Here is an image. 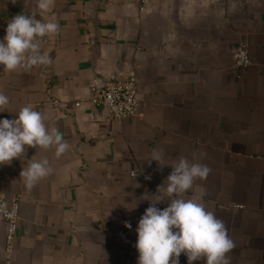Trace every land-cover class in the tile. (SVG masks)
<instances>
[{
	"label": "crops",
	"instance_id": "obj_1",
	"mask_svg": "<svg viewBox=\"0 0 264 264\" xmlns=\"http://www.w3.org/2000/svg\"><path fill=\"white\" fill-rule=\"evenodd\" d=\"M18 13L54 17L59 29L40 38L48 63L0 65V117L31 105L70 148L57 157L25 146L0 165V200L19 197L10 254L0 217V264H137L145 197H162L160 209L169 199L156 189L172 169L149 162L154 149L166 164L185 157L210 169L182 196L224 222L229 264H264V0H53L44 17L36 0H0V38ZM242 47L245 67L234 55ZM130 75L135 114L110 117L89 100ZM41 158L52 171L29 189L19 173Z\"/></svg>",
	"mask_w": 264,
	"mask_h": 264
},
{
	"label": "clouds",
	"instance_id": "obj_2",
	"mask_svg": "<svg viewBox=\"0 0 264 264\" xmlns=\"http://www.w3.org/2000/svg\"><path fill=\"white\" fill-rule=\"evenodd\" d=\"M12 2L15 3V0ZM52 4L53 0H36L39 15L44 17ZM58 29L54 17L37 19L35 13L12 16L5 28V35L0 38V65L6 71H14L25 63H48V54L40 52V38L50 37ZM8 103L9 98L0 92V112L5 111ZM44 121V115L31 105L23 106L14 119L0 117V165L19 158L25 153V146L43 149L54 147L57 157L65 153L70 145L62 140L55 127H47ZM151 161L161 167L171 166L172 170L165 179L167 184L164 185V180L156 189L163 186L169 199L167 206L160 209L156 204L161 203L162 197L155 200L145 197L149 206L140 216L135 229L137 264H179L182 253L187 258V264L200 260L204 264H229L226 254L234 247V242L228 236L224 222L198 199H185L182 196L193 187L194 180L205 179L210 169L205 164L185 157L166 164L162 151L156 149L151 153ZM51 171L47 158L28 159L27 166L22 168L19 175L30 189ZM124 227L131 229L132 226L125 221Z\"/></svg>",
	"mask_w": 264,
	"mask_h": 264
},
{
	"label": "built area",
	"instance_id": "obj_3",
	"mask_svg": "<svg viewBox=\"0 0 264 264\" xmlns=\"http://www.w3.org/2000/svg\"><path fill=\"white\" fill-rule=\"evenodd\" d=\"M234 55L236 65L239 67H245L251 63L246 47L239 48ZM137 86L134 75L126 79H116L104 87L94 89L89 100L95 107L104 109L110 117H129L137 111ZM76 104L79 105L80 102L77 101ZM130 174L134 177L138 173L132 171ZM0 217L6 223L5 250L10 254L14 247L19 221V197L17 195L12 196L11 203L0 200Z\"/></svg>",
	"mask_w": 264,
	"mask_h": 264
}]
</instances>
